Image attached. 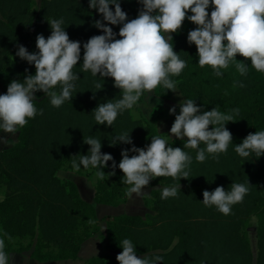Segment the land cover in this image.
<instances>
[{
    "label": "trees",
    "instance_id": "obj_1",
    "mask_svg": "<svg viewBox=\"0 0 264 264\" xmlns=\"http://www.w3.org/2000/svg\"><path fill=\"white\" fill-rule=\"evenodd\" d=\"M120 2L129 20L138 16L142 8L139 0ZM32 5V0H0V77L5 94L12 80L23 81L28 74H35V66L21 60L16 52L18 45L30 53L38 52L37 35H51L48 19L63 18L62 27L70 40L81 43V59L73 69L80 79L75 81L72 100L60 108L52 107L47 96L37 92L36 108L43 109V115L37 114L19 128L18 141L0 152V185L6 187L5 198L0 201L1 234L31 238L26 248L38 261L77 259L83 242L100 231L99 225L92 228L98 220L96 203L117 205L124 194V174L118 165L122 150L131 149L132 145L112 146V140L128 132L134 145L143 148L158 130L153 124L136 119L131 109L119 114L111 127L96 123L93 110L101 103L121 98V93L114 87L113 78L94 77L90 71H83V44L92 36L103 35L101 29L94 27L98 10L89 7V0H41L38 9ZM110 7L115 10L114 5ZM212 10L210 6L209 17ZM104 23L113 28L119 39L122 25ZM196 27L185 19L170 41L174 51L187 61L182 73L171 79L186 99H193L204 110L219 107L227 114L239 108L236 121L226 125L233 141L218 160L206 154L203 163L196 161V150L184 149L192 156L189 178L151 180L153 213L105 216V246L121 253L120 243L127 238L136 247L138 257L158 255L162 258L159 264H264V156L252 153L242 158L234 150L249 133L264 130V73L257 72L250 60L239 54L238 62L249 66L247 76L240 75L234 64L222 69L219 77L210 66L201 68L195 44L187 42L188 32ZM236 82L245 87H234ZM55 90L59 92V86ZM161 92L166 97L173 94L163 86ZM84 137L99 139L101 152L111 154L117 165L112 176L108 175L113 171L112 161L102 168L106 178L98 182L94 203L82 197L78 184L57 175L65 163L71 166L74 155H88L91 146L84 143ZM186 139L174 137L168 145L183 148ZM200 147L205 145L201 143ZM134 154L129 152L130 156ZM233 182L248 183L250 191L242 203L233 206L232 214L225 216L214 206H204V190L223 186L227 191ZM173 184L181 185L177 197L162 200L160 189ZM253 214L258 217L256 256L247 231ZM116 257L109 252L91 257L87 264H119Z\"/></svg>",
    "mask_w": 264,
    "mask_h": 264
},
{
    "label": "clouds",
    "instance_id": "obj_2",
    "mask_svg": "<svg viewBox=\"0 0 264 264\" xmlns=\"http://www.w3.org/2000/svg\"><path fill=\"white\" fill-rule=\"evenodd\" d=\"M142 4L138 16L129 20L122 9L120 0H89V7L97 9L103 20H95L94 27L101 29L103 35L92 36L83 44L84 72L92 76L113 78L114 87L120 89L121 98L99 104L93 115L97 124L111 127L118 115L132 109L147 92L152 93L158 86L176 93L177 83L171 77L179 76L187 67V61L174 51L170 41L173 33L178 32L185 19L197 25L187 34V42L195 44L199 57L198 65L210 66L216 76H222V69L235 65L242 76H247L249 66L237 60V55L250 60L251 67L264 73V0H139ZM110 5L115 6L113 11ZM212 6L210 17L208 9ZM189 11L192 13L188 15ZM51 35L36 37L38 52L30 53L23 45H18L16 56L34 65V75L28 74L23 81L12 80L6 94L0 95V130L15 135L19 128L27 125L37 114L43 115V109L36 108V93L43 92L52 107L60 108L66 101L72 100L75 81L80 79L73 69L81 59V43L70 40L62 27L64 19H48ZM109 25H122L117 33ZM27 71V70H26ZM245 87L242 82L235 86ZM59 86L60 91L55 89ZM100 88V84H96ZM227 95V93H225ZM175 115L170 133L177 139L185 140L183 148L168 145L166 138L156 135L151 143L143 148L136 147L128 132L118 134L111 142L132 145L131 149L121 152L119 169L123 172L122 183L127 185L126 194L140 195L150 181L159 177H171L174 180L188 179L191 174L192 156L184 149L196 150L195 159L203 163L208 155L219 159L221 153H227L233 141L232 133L227 129L229 122H235L239 108L224 113L215 107L210 111L198 107L193 99H184L170 109ZM213 126L211 129L209 126ZM7 136H0V144H7ZM84 143L90 145L88 155H74L72 169L80 171L89 167L98 169L95 176L99 180L106 178L102 170L112 161L115 175L116 162L111 154L101 152V141L93 137H84ZM201 143L205 147H200ZM235 152L242 158L255 153L264 156V130L249 133ZM129 152L135 153L129 155ZM77 160L79 162H77ZM181 185L173 184L160 189L161 199L175 198ZM248 183L233 182L230 190L218 186L214 191H203L205 207H215L227 216L232 208L242 203L249 193ZM93 223V221H89ZM5 238L11 236L4 232L0 236V264H10L11 257L5 251ZM123 251L116 257L119 264H159L158 255L145 254L138 257L136 247L130 239L120 243Z\"/></svg>",
    "mask_w": 264,
    "mask_h": 264
},
{
    "label": "rangeland",
    "instance_id": "obj_3",
    "mask_svg": "<svg viewBox=\"0 0 264 264\" xmlns=\"http://www.w3.org/2000/svg\"><path fill=\"white\" fill-rule=\"evenodd\" d=\"M33 1V9H38L40 6L41 0H32ZM96 20H102L101 14L96 11L94 14ZM102 31V30H101ZM102 34L103 31H102ZM176 33H173L174 35ZM162 86H158L152 93H145L138 104L134 106L132 110V114L136 119H142L146 123H151L154 126H156V129L158 130L157 135H161L162 137L166 138L168 143L173 136L170 133L171 126L174 122L175 115L170 114V109L172 107H176V114L179 113V104L182 100L186 99L185 96L180 92L179 87L177 85L176 93L173 92L172 96L166 97L162 92ZM5 94V87L4 83L1 80L0 77V95ZM18 135L19 132H17L15 135L11 133H7V137L9 138L7 144L3 147H11L12 142L18 141ZM6 136V135H5ZM156 136V135H155ZM151 143V140L149 144ZM1 148V144H0ZM96 169L89 167L88 169H84L83 167L80 168L79 172H75L72 169V166H70L68 163H65L57 172V175L62 179H67L75 182L78 184L79 189L81 191V195L84 199H86L83 195V190L86 193H89L93 196V202L95 195L98 191V182L101 181L96 178L95 173ZM127 185H125L124 194L119 200V203L117 205H108L111 208L107 210V212L111 213L112 216L120 214V213H138L139 215H145L147 213H153L152 210V202H151V191L153 187L149 184L145 187V189L142 190V193L140 195H137L135 193L131 195L126 194ZM6 195V187L3 185H0V201H2L5 198ZM121 203V204H120ZM133 205L134 208H131L126 205ZM257 223H258V217L253 214L250 218V222L247 226V231L249 233L253 251L255 256L257 255ZM104 227L105 222L104 219L97 220V222H94V226L99 225ZM0 236L1 234V228H0ZM102 241L105 240V237L103 234H100L99 236ZM105 242V241H104ZM6 243V249L10 255L11 262L10 264H29V256H30V250H27V246L29 243H31V238H19V237H12L11 240H8L5 238ZM97 254V252L91 253V255ZM91 255H84V258H88ZM32 264H43L41 262H38L34 259H31ZM59 264H71L72 261H57Z\"/></svg>",
    "mask_w": 264,
    "mask_h": 264
},
{
    "label": "crops",
    "instance_id": "obj_4",
    "mask_svg": "<svg viewBox=\"0 0 264 264\" xmlns=\"http://www.w3.org/2000/svg\"><path fill=\"white\" fill-rule=\"evenodd\" d=\"M5 135L7 136L6 133H4L2 130H0V136H5ZM3 146L4 145L1 144L0 152L9 149V147H3ZM112 206H114V205H112ZM127 206H128V208L129 207L134 208L133 205H128L127 204L126 208H127ZM109 208H111V207L108 206V204L96 203V210H97V218H98V220L104 219V217L108 216V215L112 216L111 213L107 212V210H109ZM129 214H138V213H129ZM104 222H105L104 227H102L101 224H100V231H98L96 233H92L83 242V244L81 246V250L79 252V257L77 259L50 260V261H38V260H36V261L41 262L43 264H59V263H57V261H69V260H71L72 261L71 264H87L88 259H90L93 256H98V255L106 254V253H109V252L113 253L114 255H118L119 253L117 251L108 250L106 248V246H105V242L102 241L101 238L99 237L100 234H103V236L106 238V235H107V233H106L107 232V222L105 220H104ZM93 252L94 253L97 252V254L91 255V253H93ZM83 254L84 255L85 254L86 255H91V256H89L88 258H84ZM29 258H30L29 264H32L31 263V259H33V258L31 256H29Z\"/></svg>",
    "mask_w": 264,
    "mask_h": 264
},
{
    "label": "water",
    "instance_id": "obj_5",
    "mask_svg": "<svg viewBox=\"0 0 264 264\" xmlns=\"http://www.w3.org/2000/svg\"><path fill=\"white\" fill-rule=\"evenodd\" d=\"M83 195H84V197H85L88 201L93 202V196H92L91 194L86 193V192H84V190H83Z\"/></svg>",
    "mask_w": 264,
    "mask_h": 264
}]
</instances>
